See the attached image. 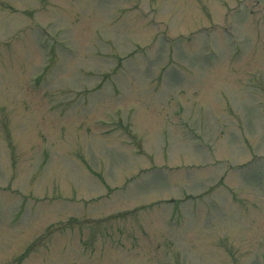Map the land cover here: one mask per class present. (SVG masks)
Instances as JSON below:
<instances>
[{
  "label": "rangeland",
  "instance_id": "obj_1",
  "mask_svg": "<svg viewBox=\"0 0 264 264\" xmlns=\"http://www.w3.org/2000/svg\"><path fill=\"white\" fill-rule=\"evenodd\" d=\"M0 264H264V0H0Z\"/></svg>",
  "mask_w": 264,
  "mask_h": 264
}]
</instances>
